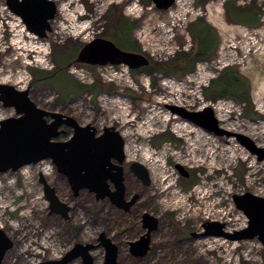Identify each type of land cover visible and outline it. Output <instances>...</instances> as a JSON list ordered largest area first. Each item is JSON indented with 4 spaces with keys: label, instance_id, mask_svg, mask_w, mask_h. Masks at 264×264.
<instances>
[{
    "label": "rangeland",
    "instance_id": "obj_1",
    "mask_svg": "<svg viewBox=\"0 0 264 264\" xmlns=\"http://www.w3.org/2000/svg\"><path fill=\"white\" fill-rule=\"evenodd\" d=\"M53 1L57 11L51 29L38 38L0 0V83L28 89L38 107L69 114L82 125H93L97 133L113 126L125 142L124 163L140 161L147 169L150 185L138 186L146 189L145 199L151 202L145 212L158 219L157 229L146 257L133 261L122 249L117 264H264V247L257 237L229 240L201 235L206 222L221 223L226 232L247 226L248 219L235 206L233 196L249 191L264 197V158L259 160L234 136H217L167 108L210 106L220 127L264 147V0H175L167 9L157 8L151 0ZM228 1H236L247 12L254 9L259 25L229 21L224 9ZM124 17L133 23L131 38L150 62L191 52L188 28L197 19L215 28L217 45L183 77L158 72L150 65L129 69L120 64L73 63L79 49L96 37L139 52L124 48L118 43L120 37L111 35ZM63 51L70 60L60 67L56 56ZM225 66L234 67L247 79L251 115L248 105L230 96L212 100L203 95L209 81ZM36 70L59 72L36 81ZM95 82L99 88L103 84V89H92ZM108 83H113L116 92L104 91ZM61 91L72 93L61 99ZM15 116L14 108L0 101V120ZM68 134L58 139L65 140ZM177 164L191 174L183 176ZM40 173L71 207L68 219L49 212ZM101 218L99 204L83 190L73 196L50 159L0 172V228L13 241L2 264L58 259L77 242L94 244V264H104V252L96 245L98 235H117L125 219L117 225ZM140 230L131 229L123 237L132 238ZM67 264H81V260Z\"/></svg>",
    "mask_w": 264,
    "mask_h": 264
},
{
    "label": "water",
    "instance_id": "obj_2",
    "mask_svg": "<svg viewBox=\"0 0 264 264\" xmlns=\"http://www.w3.org/2000/svg\"><path fill=\"white\" fill-rule=\"evenodd\" d=\"M159 9L169 8L175 0H151ZM9 10L20 16L26 28L39 37H45L50 31V21L56 13V4L53 0H5ZM73 63L88 65L125 64L129 69H138L149 65L150 60L140 52L119 48L107 38L96 37L85 43L77 52ZM0 101L5 107H13L17 116L0 120V172L16 171L26 165L36 164L50 159L57 172L64 175L77 196L79 191L87 189L96 197L109 195L113 204L128 210L137 198L134 194L129 200L123 197L122 166L125 155L123 152L124 140L113 126H105L104 133L98 135L96 128L91 124H79L71 116L58 111H49L38 107L29 97L28 89L19 90L10 84L0 83ZM172 113L189 120L206 131L217 136H234L250 152L256 153L258 159L264 158V147H257L246 135L229 131L219 126L211 107L201 110L168 105ZM50 118L49 121L46 119ZM65 124L71 127V137L66 140L57 139L59 127ZM114 157L117 164L113 181L115 191L109 192L106 178L109 168L106 167L109 159ZM178 171L187 176L181 165H176ZM130 170L141 180L148 182V171L138 161L130 163ZM39 182L42 184L44 198L48 201L50 213H57L64 219L69 218L71 207L57 195L55 188L40 173ZM233 200L237 209L247 217V226L232 232L222 230L221 223H204L205 231L202 236L218 235L229 240H245L257 237L264 247V197L245 191L234 195ZM158 219L151 214L143 213V228L146 232L134 241L129 242L130 251L135 256H143L149 249V234L156 229ZM216 226V231L210 229ZM194 234V233H192ZM105 248L104 264H117V246L111 239L101 232L98 235ZM13 241L0 228V264L7 250L12 248ZM95 247L92 243H75L58 259H46L36 264H67L80 258L81 264H94L90 250Z\"/></svg>",
    "mask_w": 264,
    "mask_h": 264
},
{
    "label": "trees",
    "instance_id": "obj_3",
    "mask_svg": "<svg viewBox=\"0 0 264 264\" xmlns=\"http://www.w3.org/2000/svg\"><path fill=\"white\" fill-rule=\"evenodd\" d=\"M236 1H228L225 3L224 9L229 21L251 27H257L259 25V17L257 12L253 10H248L249 12L241 9ZM241 17V18H238ZM133 23L129 21L128 17H124L121 22L116 24V28L111 30V35H115L119 38V44L127 49H137L140 50L137 42L131 38V30ZM129 33V37L126 33ZM188 32L192 38V50L187 53L184 51L176 53L172 58L164 62H150L149 65L158 72L166 73L169 75L183 77L193 70L194 64L198 60L207 59L211 52L215 49L217 45V33L215 28L207 23L205 20L197 19L193 21L188 28ZM126 46V47H125ZM64 51L56 56V62L60 67H62L67 61ZM66 61V62H65ZM148 65V66H149ZM36 81L45 80L55 73L59 72H46L43 70H36ZM95 85H92V89L96 91L103 89ZM80 88L84 85L78 83ZM73 90L76 91V86L74 85ZM117 88L113 83H108L107 88L104 91L108 93L116 92ZM73 91V92H74ZM72 93V92H71ZM70 92H59L61 99L66 98L71 94ZM203 95L206 98L216 100L224 96H230L234 100L239 101L248 105L247 113L251 115L253 113V107L250 100V88L247 79L242 76L234 67L225 66L223 67L216 77L209 81V85L203 89Z\"/></svg>",
    "mask_w": 264,
    "mask_h": 264
},
{
    "label": "flooded vegetation",
    "instance_id": "obj_4",
    "mask_svg": "<svg viewBox=\"0 0 264 264\" xmlns=\"http://www.w3.org/2000/svg\"><path fill=\"white\" fill-rule=\"evenodd\" d=\"M46 120L49 121L50 118H47ZM59 130H60V134H59L58 137H60V135L66 134V133H69L68 136H67V139L71 137V134H72L71 127H68L65 124H62L59 127ZM103 133H104V131L102 130V131H100L97 134L100 135V134H103ZM119 133H120V131H119ZM124 145H125V142H124ZM124 145H123V152H124V155H125L124 160H126L127 157H126V154H125V151H124ZM124 160H123L122 163H120V165L122 166V176H123V186H124L123 197H124L125 200H129L134 194H137V198L131 204V206L129 207L128 210H124L123 208H119L115 204H113V202L111 201L109 195L96 197L93 192H90L87 189H82L83 192H85V194L87 195V197H89L90 199H94L99 204L100 212H101V215H102L101 221H103L104 218H106L105 223H112V221H113L115 223L117 222V225H119L120 222H122V220L125 219V225H122L123 229L117 235H111L110 236L108 233L105 232V234L117 246L116 262H118L119 253L121 252L122 249H124L125 254L127 255V257L129 259H132L133 261H135L137 259H140L142 257H146L147 253L150 250L152 233L154 231H156V229H157V227H156V229L152 230L150 232V234H149L150 242H149V249L147 250V252L143 256H135L130 251L129 242L138 239L141 234L146 232L147 227L143 228V213L146 211L145 208L148 207L149 202H151V201H148L147 199H145L146 198L145 197L146 189H142L141 187L138 186V184L144 185V187H148V185H150V183H149L150 180H148V182H144L143 180H141L134 172H132L130 170V163H128L126 165L124 163ZM47 162H49V161H47ZM139 163L142 164L140 161H139ZM116 164H117L116 159L114 157H111L109 159L107 165H106V167L110 169L109 170V174H108V176L106 178V183H107V186H108L107 188H108L109 192H114L115 191V184H114V181H113L115 170L112 168V166H114ZM186 171H187L186 173L191 174L189 169H186ZM62 177L65 180L66 185L68 186L69 190L73 194V191L70 189V186H69V184L67 182L66 177L64 175H62ZM80 192H81V190L79 191L78 195L80 194ZM54 214H56V215L61 217V215H59L57 213H54ZM111 217H113V218H111ZM157 225H158V223H157ZM138 227H140V229H141L140 232L138 233V235H136V236H134L132 238L123 237V234H125L127 231H129L131 229L136 230ZM143 230H145V231H143ZM192 233H194V234H192ZM192 233H191L192 235H196V234H198L200 232H198V233L197 232H192ZM96 245L98 247L102 248V250L104 252V256H105V248H104V245L102 244L101 240L99 239V237L97 238ZM92 251H93V249L90 250V254L92 253ZM49 258H55V257H49Z\"/></svg>",
    "mask_w": 264,
    "mask_h": 264
},
{
    "label": "bare ground",
    "instance_id": "obj_5",
    "mask_svg": "<svg viewBox=\"0 0 264 264\" xmlns=\"http://www.w3.org/2000/svg\"><path fill=\"white\" fill-rule=\"evenodd\" d=\"M9 9V8H8ZM56 11H57V7H56ZM14 14V13H13ZM16 15V14H15ZM18 16V15H17ZM20 17V16H19ZM21 18V17H20ZM22 20V19H21ZM53 19H51V21H52ZM51 21H50V29H51ZM22 22H23V20H22ZM23 24H24V22H23ZM25 25V24H24ZM26 27V26H25ZM27 29V28H26ZM28 30V29H27ZM29 31V30H28ZM29 32H31V31H29ZM31 33H33V34H35L34 32H31ZM36 35V34H35ZM37 36V35H36ZM38 38H42V37H39V36H37ZM120 65H125V64H120ZM206 107H208V106H206ZM205 108V107H204ZM213 110V109H212ZM214 113V112H213ZM187 121H189V120H187ZM193 123V122H192ZM195 124V123H194ZM196 125V124H195ZM198 126V125H197ZM200 127V126H199ZM119 132V131H118ZM120 134V133H119ZM121 136V135H120ZM122 137V136H121Z\"/></svg>",
    "mask_w": 264,
    "mask_h": 264
},
{
    "label": "built area",
    "instance_id": "obj_6",
    "mask_svg": "<svg viewBox=\"0 0 264 264\" xmlns=\"http://www.w3.org/2000/svg\"><path fill=\"white\" fill-rule=\"evenodd\" d=\"M211 105H213V104H211ZM210 107V106H209Z\"/></svg>",
    "mask_w": 264,
    "mask_h": 264
}]
</instances>
